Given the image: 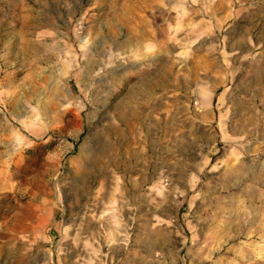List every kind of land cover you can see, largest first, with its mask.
<instances>
[{
	"label": "rangeland",
	"instance_id": "obj_1",
	"mask_svg": "<svg viewBox=\"0 0 264 264\" xmlns=\"http://www.w3.org/2000/svg\"><path fill=\"white\" fill-rule=\"evenodd\" d=\"M1 186L0 264H264V0H0Z\"/></svg>",
	"mask_w": 264,
	"mask_h": 264
},
{
	"label": "crops",
	"instance_id": "obj_2",
	"mask_svg": "<svg viewBox=\"0 0 264 264\" xmlns=\"http://www.w3.org/2000/svg\"><path fill=\"white\" fill-rule=\"evenodd\" d=\"M0 192H4V189L2 188V186H1V188H0ZM55 213V212H54ZM52 216H53V214H52Z\"/></svg>",
	"mask_w": 264,
	"mask_h": 264
}]
</instances>
